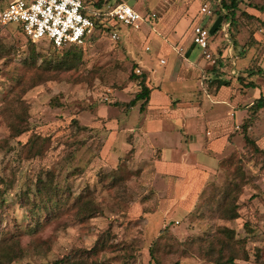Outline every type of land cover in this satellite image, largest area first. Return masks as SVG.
<instances>
[{
  "label": "rangeland",
  "instance_id": "374dc122",
  "mask_svg": "<svg viewBox=\"0 0 264 264\" xmlns=\"http://www.w3.org/2000/svg\"><path fill=\"white\" fill-rule=\"evenodd\" d=\"M11 1L0 0V9ZM165 1L108 3L123 2L137 11L144 9L146 15L153 8L162 9ZM182 1L190 13L197 12L194 22L205 28L220 12V0ZM249 4L264 7V0H243L236 28L224 23L209 40L207 60L210 66H219L221 79L233 81L238 106L264 95V75L249 74L264 69V11ZM172 10L162 9V17ZM15 26H0L2 264H52L65 257L75 264H212L202 257L206 245L197 238L214 236L222 226L245 240L247 258H236L235 264H264V154L253 152L240 129L235 130L237 146L216 169L207 174L193 168L185 178L160 160V142L150 145L140 139L144 111H139L140 102L127 105L139 89L130 74L140 69L136 64L140 59L162 72L169 65L156 67L152 57L160 41L153 33L144 36L143 28L120 25L117 32L122 37L112 39L114 26L97 27L81 44L85 54L79 68L46 71L43 58L51 60L53 52L49 40L33 44L37 54L35 63L29 64L31 45ZM127 32L138 37L136 46L123 41ZM199 51L195 47L194 54ZM53 57V63L59 62ZM14 91L28 115L26 130L18 135L10 134L1 111ZM259 113V122L248 133L264 150V110ZM169 143H177V137ZM197 158L205 163L213 159L208 154ZM48 176L59 188L70 190L60 193L63 199L68 194V200L41 211L36 230H25L36 219L26 221L24 197L33 195L38 180ZM77 196L88 201L90 212L81 213L78 204L71 205ZM235 207L236 217L228 218Z\"/></svg>",
  "mask_w": 264,
  "mask_h": 264
},
{
  "label": "crops",
  "instance_id": "0c3cea01",
  "mask_svg": "<svg viewBox=\"0 0 264 264\" xmlns=\"http://www.w3.org/2000/svg\"><path fill=\"white\" fill-rule=\"evenodd\" d=\"M95 1L97 0H92L90 4L89 0H84L85 14L89 16L103 12L104 16L100 21L105 22L106 26L112 21L109 26H114L112 30L117 31L121 24L113 22L106 15L108 7L117 3L110 4L109 0H105L103 6L98 9L93 5ZM177 1L180 0H166L163 3L165 6H162V9H173L169 16L166 14L163 18L162 9L153 8L150 12L155 13L157 19L154 22H143L135 29L143 28L144 36L153 33L152 37H157L155 39L160 42L155 47V55L152 58L155 59L156 67H166L169 64L168 68L162 72L150 67V63L144 59H140L136 64L140 68L137 73L146 75V84L151 88L146 108L139 109L140 112L144 111V122H141L140 131L143 138L140 139L150 145V142H160V160L169 163L172 171L185 178L193 168L208 174L216 169L221 159L230 155L237 146L238 134L235 130L242 123L251 103L238 106L239 98L236 99L232 92L233 81L218 88L210 84L213 66H210L204 57L203 50L192 43V29L197 24L194 22L197 12L190 13L184 3L186 1L181 0V3L176 5ZM178 7L184 10L177 11L175 8ZM138 12L144 16L147 11L143 9ZM118 35L119 38L122 37L119 32ZM137 38L127 32L123 41L132 43L134 47ZM195 47L201 51L194 54ZM209 48L210 45L208 50ZM144 49L149 50L147 46ZM161 59L164 62H161ZM174 84L178 87L173 86ZM163 85L169 87L164 88ZM232 134L235 135L231 136ZM174 136L177 137V143H169V139ZM199 154H208L213 159L205 163L197 158Z\"/></svg>",
  "mask_w": 264,
  "mask_h": 264
},
{
  "label": "trees",
  "instance_id": "16d2710c",
  "mask_svg": "<svg viewBox=\"0 0 264 264\" xmlns=\"http://www.w3.org/2000/svg\"><path fill=\"white\" fill-rule=\"evenodd\" d=\"M243 0H220V12L217 17L214 19L213 23L208 29L210 34H216L222 28V24L227 23L228 27L236 28L238 22V17L236 12L239 8L240 3ZM104 4L103 0H97L93 2L98 9H100ZM251 7L256 8L260 12L264 11V7L259 4H249ZM85 14V10H82ZM86 15V14H85ZM103 12H97V14L89 15V17L94 21L95 27L93 32L96 30L97 27H101L105 30H110V26L104 25L105 22H101L100 20L103 18ZM247 17L250 19H258L257 16H253L247 14ZM0 26H8V24L0 25ZM21 33L23 30L21 26H15ZM93 32L90 36L92 37ZM24 35V33H23ZM25 36V35H24ZM27 42L30 43L32 52L29 55V64L35 63L36 54L33 51V44L36 41H32L31 38L25 36ZM233 45H236L235 37L233 36ZM52 45V43H50ZM53 46V45H52ZM84 50L82 49L81 45H73V44H66L61 46L60 48L53 46V52L51 55V60L43 58V69L46 71L54 70V69H72V68H79L80 65L84 62ZM55 56L59 58V62L53 63L52 59ZM42 59V56L40 57ZM212 73L214 77L210 81L212 84H215L218 87L222 85H229V80L221 79L219 66L212 67ZM261 74L264 75V69L257 68L255 71L249 72V74ZM42 75V74H40ZM130 78L135 80L138 83L139 89L134 95V97L128 102L129 107L135 106L138 102L139 109L144 110L145 105L148 103L151 88H149L146 84V75L143 73H135L134 71L131 72ZM250 87H254L255 84L253 82H248L246 85ZM264 110V95H259L258 97L254 98L250 105L247 107V115L244 117L242 123L238 125L240 132L243 134L245 141L252 147L253 152L262 153L264 154V150L259 148L255 142H253L249 137V129L252 125L257 124L259 122V112ZM2 115L6 121V125L9 129L10 134L18 135L26 130V119L27 115V108L24 104V101L20 99V95L15 94V91L10 92L6 96L4 104L2 106ZM53 179L51 176H48L45 180H38L36 183L34 194L29 196V194L25 195L24 200L26 201L24 206H26V211L28 213L27 220H30L32 217L36 220H31V225L28 227H24L25 230L34 231L39 225V221H37L40 212H47L51 209L53 205L56 207L60 206V201L62 202V197L60 193H63L66 190L68 193L70 190L68 188H59L57 185L53 183ZM68 200V194L63 199V201ZM77 200V201H76ZM80 196L75 198V201L71 203V205L78 204L79 212H87L89 211L88 201H79ZM46 201L52 202L49 206L46 205ZM23 203V201H22ZM236 208L232 209V213L229 215L228 218H235L237 215ZM90 212V211H89ZM88 212V213H89ZM50 213V212H49ZM86 215V213H85ZM90 215V214H89ZM200 243H205L206 248L203 250L202 257L211 261L212 264H235L234 260L239 257H243L246 259L245 252H243L245 240L237 238L235 236V231L230 228H226L224 226L217 229V234L211 237H198L197 238ZM5 250H2V246L0 245V264L3 254ZM52 264H75L69 257H65L64 259L54 260ZM174 264H178L175 262Z\"/></svg>",
  "mask_w": 264,
  "mask_h": 264
},
{
  "label": "built area",
  "instance_id": "2783aa9c",
  "mask_svg": "<svg viewBox=\"0 0 264 264\" xmlns=\"http://www.w3.org/2000/svg\"><path fill=\"white\" fill-rule=\"evenodd\" d=\"M83 8L84 0H12L7 7L0 9V25H19L32 41L47 38L57 48L66 44L81 45L95 27L94 21L82 12ZM205 11V7L201 8L202 13ZM106 15L114 22L134 29H138L143 22L157 19L155 13L143 16L123 2L109 6ZM209 36L204 26H193L192 43L203 50L206 59L211 60ZM111 38H119L118 32L114 30ZM161 62L164 60L161 59Z\"/></svg>",
  "mask_w": 264,
  "mask_h": 264
}]
</instances>
